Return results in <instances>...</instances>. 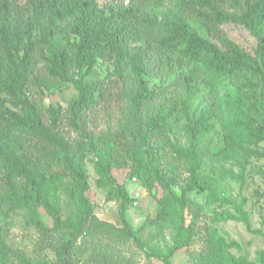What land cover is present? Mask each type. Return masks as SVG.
Masks as SVG:
<instances>
[{"label": "trees", "instance_id": "obj_1", "mask_svg": "<svg viewBox=\"0 0 264 264\" xmlns=\"http://www.w3.org/2000/svg\"><path fill=\"white\" fill-rule=\"evenodd\" d=\"M166 1L172 7L162 12L159 5ZM191 20L201 23L209 38L192 28ZM224 24L248 30L257 41L254 54L230 39ZM199 63L232 86L225 106L234 112L244 141L263 143L264 0H134L126 8L101 6L98 0H0V208L26 212L27 226L39 231H58L59 260L74 264L73 248L94 213L85 154L95 141L127 143L134 163L130 176L144 179L148 189L159 184L171 194L165 207L176 218V237L171 248L155 255L173 264L175 253L192 244L193 228L186 224L189 193L199 188L202 144L218 118L215 103L190 113L189 102L205 80L195 70H184ZM100 64L109 69L104 78L98 75ZM174 75L173 91L150 86L151 79ZM64 84L74 87L76 98L67 108L46 106L45 93ZM179 105L189 147L170 149L174 159L188 160L185 180L164 167L162 131ZM116 107L118 116L112 114ZM101 112L105 127L96 130ZM227 140L234 158L261 155L231 136ZM76 150L80 157L74 156ZM113 167L103 160L97 164L120 200L123 235L141 243L126 215L134 199L114 177ZM64 177L69 178L66 183ZM60 192L74 205L70 221L63 220ZM40 208L53 217L52 229L41 221ZM6 251L0 239V264H9ZM221 256L228 264H249ZM261 260L264 264V253ZM21 263L42 264L26 257Z\"/></svg>", "mask_w": 264, "mask_h": 264}, {"label": "rangeland", "instance_id": "obj_2", "mask_svg": "<svg viewBox=\"0 0 264 264\" xmlns=\"http://www.w3.org/2000/svg\"><path fill=\"white\" fill-rule=\"evenodd\" d=\"M101 6L115 4L130 7L134 0H98ZM23 3L24 0H21ZM172 7L166 1L159 5L166 12ZM192 28L204 37L209 35L201 23L190 21ZM222 30L247 52L254 54L256 39L243 26L224 24ZM195 70L205 83L199 94L189 102L190 113H199L205 107L215 103L218 118L213 131L205 135L200 156L199 188L189 193L190 204L186 210V224L192 225V244L187 249L178 250L172 257L173 264H228L221 255H230L237 260H246L249 264H263L264 253V142L258 145L244 141L234 112L225 106V94L232 90L228 81L209 71L205 64H193L185 72ZM109 69L100 64L98 75L104 78ZM178 75L165 81L151 79L152 88L173 91ZM168 91V92H169ZM170 93V92H169ZM77 92L71 85H61L46 92V106L67 108L76 98ZM178 97V95L176 94ZM182 97V94H180ZM183 98V97H182ZM118 106V103H116ZM115 106V105H114ZM118 116V110L112 109ZM105 113L101 112L96 130L104 128ZM162 131L167 142L165 149V170L180 174L181 179L188 177V160L183 157L174 159L170 147H189L186 131V118L179 105ZM228 136L245 143L261 155L250 156L247 160L234 158L229 150ZM81 152L74 151L75 157ZM103 160L111 163L113 175L134 199L127 210V219L136 236L141 240L123 235L119 223L120 200L115 198L114 186L108 183L97 170V164ZM88 169L90 189L87 193L93 206V217L84 228V234L73 248L71 258L74 264H164L155 254L166 252L174 244L176 237V218L170 210L171 194L156 184L152 189L145 186L144 179L131 177L134 163L130 146L127 143L114 145L112 141H95L84 157ZM55 173L64 174L60 167H54ZM64 177L63 182H67ZM180 195V188L174 187ZM58 203L62 207L63 220L70 221L74 215V205L65 192H60ZM165 207V208H164ZM164 209V210H163ZM234 216L235 219H228ZM39 217L49 228L54 227V219L43 208ZM0 239L6 246L5 258L9 264H22L21 258L42 264H61L59 250L61 239L58 231L43 232L27 226V214L14 211L10 207L0 208Z\"/></svg>", "mask_w": 264, "mask_h": 264}]
</instances>
